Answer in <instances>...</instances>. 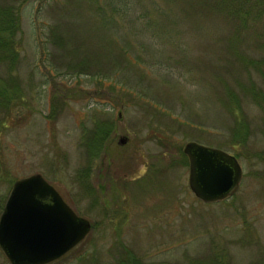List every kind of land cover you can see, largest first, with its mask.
I'll list each match as a JSON object with an SVG mask.
<instances>
[{
	"label": "rangeland",
	"instance_id": "1",
	"mask_svg": "<svg viewBox=\"0 0 264 264\" xmlns=\"http://www.w3.org/2000/svg\"><path fill=\"white\" fill-rule=\"evenodd\" d=\"M176 1L22 6L0 211L17 177L40 172L91 223L50 264H264V107L251 96L264 91V27ZM188 140L237 156L231 196L190 189ZM0 264H11L1 249Z\"/></svg>",
	"mask_w": 264,
	"mask_h": 264
},
{
	"label": "water",
	"instance_id": "2",
	"mask_svg": "<svg viewBox=\"0 0 264 264\" xmlns=\"http://www.w3.org/2000/svg\"><path fill=\"white\" fill-rule=\"evenodd\" d=\"M188 184L205 202L231 196L238 188L241 164L233 153L194 140L183 146ZM40 172L17 177L0 211V249L11 264H50L70 254L90 231Z\"/></svg>",
	"mask_w": 264,
	"mask_h": 264
},
{
	"label": "trees",
	"instance_id": "3",
	"mask_svg": "<svg viewBox=\"0 0 264 264\" xmlns=\"http://www.w3.org/2000/svg\"><path fill=\"white\" fill-rule=\"evenodd\" d=\"M25 1L0 0V127L6 125V117L3 115L8 114L16 103H20L23 95L21 77L17 75L16 67L21 60V9ZM168 1L174 2L173 6H176V0ZM206 4L209 8L223 10L235 16V21L239 19L243 23L249 21L252 24L260 22L264 27V0H207ZM256 46L264 49V40ZM256 64L260 66L257 60ZM252 93L255 102L264 107V91L257 88ZM234 107L239 108L238 103ZM234 115L239 124L240 117H237L238 112L235 110ZM245 122L247 120L240 119V123Z\"/></svg>",
	"mask_w": 264,
	"mask_h": 264
}]
</instances>
